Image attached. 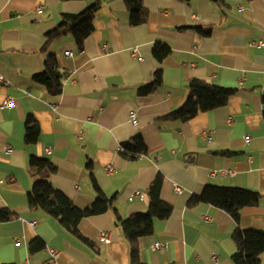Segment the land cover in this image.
<instances>
[{"label":"crops","instance_id":"crops-1","mask_svg":"<svg viewBox=\"0 0 264 264\" xmlns=\"http://www.w3.org/2000/svg\"><path fill=\"white\" fill-rule=\"evenodd\" d=\"M225 1L226 7L211 0H143L148 19L133 26L124 0H102L83 50L72 36L50 46L65 75L62 94L54 98L33 79L44 70L45 36L62 14L82 13L91 2L0 0V76L10 83L0 81V179L6 182L0 185V209L15 215L0 223V264H131L115 212L122 219L147 212L148 190L158 174L164 177L161 197L174 209L167 220H155L152 236L139 241L145 264H233L236 228L264 230V46L253 45L264 43V0ZM157 43L171 49L163 63L153 57ZM134 49L142 61L132 56ZM158 68L164 71L161 87L141 95L139 88L153 82ZM195 79L236 94L226 107L192 120H164L185 104ZM7 99L11 107L4 106ZM29 118L40 127L31 145L25 140ZM204 131L211 143L202 138ZM136 138L145 158L118 152ZM32 156L51 161L52 184L78 208L97 199L93 179L113 200L112 209L79 225L93 247L29 207ZM207 186L257 192L260 204L242 210L237 225L208 203L189 205ZM103 232L109 244L101 242ZM35 239L44 250L32 255ZM155 243L164 244V252L154 251ZM50 249L58 250L56 258ZM260 258L264 264V253Z\"/></svg>","mask_w":264,"mask_h":264},{"label":"trees","instance_id":"trees-1","mask_svg":"<svg viewBox=\"0 0 264 264\" xmlns=\"http://www.w3.org/2000/svg\"><path fill=\"white\" fill-rule=\"evenodd\" d=\"M86 1L91 5L82 13L62 14V20L56 29L45 36L44 70L34 76V81L45 87L51 97L57 98L62 94L65 75L60 72L58 60L54 53L50 52V46L66 36H72L80 50L88 36L94 31V21L97 13L103 6L102 0H63ZM131 10L130 22L133 26L144 24L149 12L143 8V0H124ZM190 2L191 0H180ZM221 7H226L225 0H211ZM252 2L254 0H246ZM197 33L203 34L202 29L196 27ZM153 57L163 63L171 55V49L161 43L153 47ZM164 71L158 68L151 84L139 88L141 95H151L162 85ZM189 97L185 104L177 111L165 116L164 120L186 122L196 116L209 113L216 109L226 107L230 98L236 94V90L226 89L209 84L204 81L191 80L189 83ZM264 102V98H263ZM264 116V113H263ZM40 127L35 118H29L26 125L25 140L27 144H36L39 140ZM123 156L130 157V153H142V140L136 138L132 143L124 146ZM28 168L34 185L28 195V204L32 209H40L48 216L57 220L66 231L73 234L79 241L93 247L94 244L84 237L79 231V225L85 218L103 214L113 208V200L102 192L93 179L94 188L98 193L97 199L87 209L78 208L69 197L59 191L51 182L56 168L49 159L35 156L30 157ZM164 177L158 174L148 190L149 208L145 213L133 214L127 219H122L117 212L116 225L120 228L130 246L131 264H145L139 246L141 239L154 234L155 220H167L174 209L173 205L165 202L161 197ZM259 193L240 188L207 186L201 196L193 197L189 205L191 207L204 202L227 212L238 225L242 210L248 207H257L260 204ZM15 215L8 209H0V223L9 222ZM232 240L236 244L237 251L232 256L233 264H262L261 254L264 253V230H242L239 227L232 234ZM32 255L44 250L41 239H35L29 244Z\"/></svg>","mask_w":264,"mask_h":264},{"label":"built area","instance_id":"built-area-1","mask_svg":"<svg viewBox=\"0 0 264 264\" xmlns=\"http://www.w3.org/2000/svg\"><path fill=\"white\" fill-rule=\"evenodd\" d=\"M37 11H42V8H39ZM253 45L264 46V43H263V42H259L258 44L253 43ZM137 52H138L137 49H134V50L132 51V56H133L134 58L138 59L139 61H142V58L138 56V53H137ZM66 55H67V56H73L72 53H67ZM0 81H1L2 83H4L6 86H9V85H10V83L7 82V81L4 79V77H2V76H0ZM241 83H243V81H241ZM12 104H13V101H12L11 99H7V100L4 102V106H6V107H11ZM132 123L135 124V125H137V118H136V116H133V117H132ZM201 136H202V138H203L207 143H211V142L213 141L212 135H211L208 131H204V132H202ZM79 140H82V134H80V136H79ZM246 141H247L248 143L250 142L249 137L246 138ZM6 150H7L8 152H11V148H6ZM118 152H119L121 155H123V154L125 153V148H124V146H120V147L118 148ZM146 156H147V155H146V153H145L144 151H143L142 153H134V152L130 153V157H131L132 159H143V158H145ZM106 171H107L109 174H113V173L115 172V168H114L113 166H108V167L106 168ZM4 184H6L5 180L0 179V185H4ZM175 192L178 193V194H180V193L182 192V190H181V188L176 187V188H175ZM135 195L138 196V197H140L141 199H145V195H144V193L136 192ZM32 225L34 226V225H36V223H33ZM100 239H101V242L104 243V244H109V243L111 242V237H110V235H109L108 233H106V232H103V233L100 234ZM165 249H166V246H165L164 244H162V243H155V244H154V247H153V250H154V251H159V252H164ZM50 253H51V256H52L53 258H56V257L58 256V253H59V252H58V250H56V249H50ZM214 260H216L215 257H214Z\"/></svg>","mask_w":264,"mask_h":264}]
</instances>
